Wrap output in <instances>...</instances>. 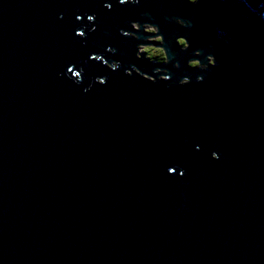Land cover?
Masks as SVG:
<instances>
[{
	"label": "water",
	"instance_id": "obj_1",
	"mask_svg": "<svg viewBox=\"0 0 264 264\" xmlns=\"http://www.w3.org/2000/svg\"><path fill=\"white\" fill-rule=\"evenodd\" d=\"M259 12L0 0V264H264Z\"/></svg>",
	"mask_w": 264,
	"mask_h": 264
},
{
	"label": "rangeland",
	"instance_id": "obj_2",
	"mask_svg": "<svg viewBox=\"0 0 264 264\" xmlns=\"http://www.w3.org/2000/svg\"><path fill=\"white\" fill-rule=\"evenodd\" d=\"M192 2L195 3L196 1L195 0H192ZM132 27L136 31L139 30V25H137V24H134ZM143 30L147 34H150V35H156V34H158V29L155 26L153 27V26H150V25H144L143 26ZM146 41L147 42L157 43V42H161V38L159 36H155L153 38H147ZM145 50L147 51V53L149 55L153 56L154 58L157 57V56L158 57H161V53H162L161 50H162V48L161 47H155L154 45H139L138 52H137L138 53L137 56L140 57V58H143V56L145 55V52H144ZM152 60H154V59L152 58ZM164 62H166V61L163 60L162 63H164ZM156 63L161 64L160 61L159 62H156ZM154 64H155V62H154ZM195 65H198V63L192 62V66H195ZM145 78H148L149 79V77L147 75H145Z\"/></svg>",
	"mask_w": 264,
	"mask_h": 264
},
{
	"label": "trees",
	"instance_id": "obj_3",
	"mask_svg": "<svg viewBox=\"0 0 264 264\" xmlns=\"http://www.w3.org/2000/svg\"><path fill=\"white\" fill-rule=\"evenodd\" d=\"M196 1V0H195ZM251 3H255V5H256V8H257V10L259 9V14H263L264 13V0H249ZM157 43H159V42H157ZM180 43L183 45V46H185V43H184V41H180ZM162 51V53H161V57H153V56H151V55H149L148 53H147V51L145 50L144 52H145V57L143 56V59H146V60H148V61H150L151 63H154L155 62V64H159V63H156V62H161V64H165L166 62H164V63H162L163 62V60L164 61H166L167 59V57H166V54H165V52H164V50L162 49L161 50ZM152 58L154 59V60H152ZM195 66H197V65H195Z\"/></svg>",
	"mask_w": 264,
	"mask_h": 264
}]
</instances>
